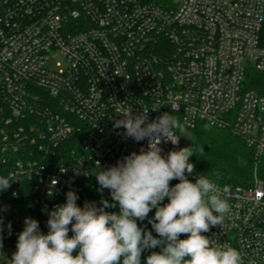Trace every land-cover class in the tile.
I'll return each instance as SVG.
<instances>
[{"label": "built area", "instance_id": "built-area-1", "mask_svg": "<svg viewBox=\"0 0 264 264\" xmlns=\"http://www.w3.org/2000/svg\"><path fill=\"white\" fill-rule=\"evenodd\" d=\"M263 30L264 0H0V176L16 180L0 192L4 228L18 238L31 217L44 232L69 190L81 207L111 202L91 173L147 146L113 128L121 108H146L149 121L167 112L253 150L252 186L222 191L230 211L202 234L264 264V84L248 87L264 75ZM15 251L0 247V264Z\"/></svg>", "mask_w": 264, "mask_h": 264}, {"label": "clouds", "instance_id": "clouds-1", "mask_svg": "<svg viewBox=\"0 0 264 264\" xmlns=\"http://www.w3.org/2000/svg\"><path fill=\"white\" fill-rule=\"evenodd\" d=\"M149 111L145 108L133 115L134 109L121 108L116 115L122 118L113 123L114 129H124V139H147L145 148L108 168L96 161L98 171L91 174L100 192L109 190L111 202L102 200L97 206L85 201L81 207L77 193L69 190L66 202L48 213L46 234L38 220L25 218L10 264H142V253L156 248L159 251H152L146 264H241L235 247L213 246L202 234L223 224L230 205L222 191L228 189L221 190L204 175L195 182L188 178L195 170L190 162L196 155L192 144L163 155V143L178 145L185 136L183 125L167 112L149 121ZM173 180L179 182L172 186ZM13 181L11 174L0 176V192ZM117 207L118 211H107ZM145 219L156 235L138 224ZM182 235L186 238L181 239Z\"/></svg>", "mask_w": 264, "mask_h": 264}, {"label": "trees", "instance_id": "trees-1", "mask_svg": "<svg viewBox=\"0 0 264 264\" xmlns=\"http://www.w3.org/2000/svg\"><path fill=\"white\" fill-rule=\"evenodd\" d=\"M152 1L160 6L166 3V0ZM262 38L264 40V30ZM250 83L248 85L250 89H259L264 84V75L252 74ZM183 134L185 136L181 137V147H189L192 144L196 149V155L190 157V162L195 166L194 174L188 176L192 182H195L199 175H204L224 188L252 186L255 169L254 152L244 141L228 130L218 129L206 123H200L195 129L184 131ZM258 177L264 182V158L258 165ZM178 182L174 180L171 185L174 186ZM164 203H167V200ZM110 210L118 211V207ZM154 212L155 209L149 213V219L154 216ZM39 219L44 223L42 218ZM138 224L153 231L148 219L143 222L138 221ZM44 232L45 234L48 232V227L45 226ZM153 235H156L154 231ZM0 237H2V245L8 242L16 245L18 239L13 231L6 230L3 225H0ZM184 238L186 237L182 235L181 239ZM152 251H159V248L142 253V264H146V257Z\"/></svg>", "mask_w": 264, "mask_h": 264}, {"label": "rangeland", "instance_id": "rangeland-1", "mask_svg": "<svg viewBox=\"0 0 264 264\" xmlns=\"http://www.w3.org/2000/svg\"><path fill=\"white\" fill-rule=\"evenodd\" d=\"M176 1H179V0H176ZM183 133H184V131H183ZM185 135V134H184Z\"/></svg>", "mask_w": 264, "mask_h": 264}]
</instances>
